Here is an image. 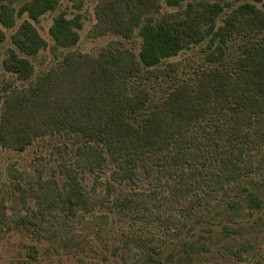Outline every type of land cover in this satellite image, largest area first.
I'll return each instance as SVG.
<instances>
[{
  "label": "trees",
  "instance_id": "obj_1",
  "mask_svg": "<svg viewBox=\"0 0 264 264\" xmlns=\"http://www.w3.org/2000/svg\"><path fill=\"white\" fill-rule=\"evenodd\" d=\"M18 1L0 0V42L2 27L13 26L10 5ZM163 2L185 5L161 12L158 0H99L91 33L131 41L136 32L138 50L118 40L95 54L69 51L33 79L19 52L36 53L44 39L28 19L10 35L4 74L28 83L17 87L0 76V147L23 152L41 141L61 161L47 179L38 167L40 190L28 181L36 209L12 206L6 214L0 201L1 223L28 231L36 244L73 253L81 244L76 226L87 216L99 220V233L109 215L134 218L176 238L189 260L193 244L184 228L190 237L200 225L208 233L216 227L234 239L244 224L232 217L245 209L248 217L257 213L250 225L256 237L264 232V2L232 7L219 25L232 4ZM55 4L23 0L18 13L36 21ZM49 31L63 47L78 37L61 14ZM233 39L240 43L228 57ZM204 42L205 62L178 77L180 63L169 59ZM156 236L140 237L137 247L148 264H172ZM250 247L242 244L237 256ZM28 248L33 257L36 245Z\"/></svg>",
  "mask_w": 264,
  "mask_h": 264
},
{
  "label": "rangeland",
  "instance_id": "obj_2",
  "mask_svg": "<svg viewBox=\"0 0 264 264\" xmlns=\"http://www.w3.org/2000/svg\"><path fill=\"white\" fill-rule=\"evenodd\" d=\"M22 1L10 5L12 7L13 26L2 27L6 38L0 42V76L17 84V87L27 84L28 81H16L9 74H4L1 62L7 48L13 47L10 35L24 19H28L32 23L45 41V46H41L34 54L19 52L31 64L32 79L51 65L58 63L62 56L69 51L95 54L111 41L118 40L132 47L135 51L139 48L140 37L136 32L131 41L112 33L99 36H94L91 33V28L95 23V7L99 0H83L79 5L73 0H56L55 8L40 14L36 21L29 19L26 13H18ZM158 1L161 3V12L180 10L184 8L186 2L181 7H168L163 0ZM209 1L232 4V6L226 7L224 13L217 19L218 25L222 23L225 13L234 6L244 2H253L261 6L264 2V0ZM60 14L61 17L71 22V28L78 35L75 43L67 47L56 44L49 31L54 18ZM75 18L79 22L78 25H76ZM0 26L2 25L0 24ZM239 43L240 39H233L228 42V57L236 55ZM206 46V42L194 45L169 59V61L174 60L180 63L178 77L188 76L200 63L205 62ZM60 161L57 150L41 141H36L23 152L0 147V201L6 206V214H10L12 206L19 207L23 212L30 206L36 209V200L29 194L31 191L27 190V183L32 180L34 189L40 190V185L35 182L38 167L43 168L41 178L47 179L51 175V169L58 170V162ZM177 212L179 211L175 208L173 214L179 216L180 212ZM256 214L248 217L244 209L239 216L232 217L234 223L241 222L242 225L244 224L243 234L240 237L235 236L234 239L224 237L223 233L216 227L209 226L213 228V231L208 233L205 231V227L200 225L190 237L185 234L187 228H184L182 235H184L185 240L190 238L193 244L191 254L193 258L190 260L186 259L183 248L176 238L162 235L157 224L154 223L149 229H145L134 218L125 217L124 220H120L109 215L106 224L99 233L97 232L99 228L96 225L99 220L87 216L85 223H78L76 226L75 237L80 240L81 244L73 253L65 252L62 249L56 251L53 246L45 241L36 244V240L32 239V235L28 231L12 228L8 224L0 222V264H148L147 256L143 253L145 251L139 250L136 241L140 237H149L154 232L156 237L161 235V240L158 243L164 244L167 250L163 256L170 255L172 264H264V232L256 237V232L250 227L252 218ZM223 219L225 222L227 221L225 217ZM78 233H80V237H78ZM248 243L251 245L249 252H243L239 254L241 257H238V249L242 244ZM31 244L36 245V252L33 253V257L30 256L28 248Z\"/></svg>",
  "mask_w": 264,
  "mask_h": 264
}]
</instances>
